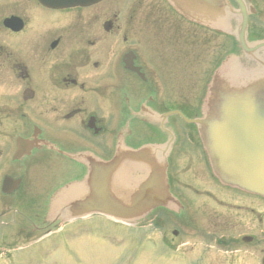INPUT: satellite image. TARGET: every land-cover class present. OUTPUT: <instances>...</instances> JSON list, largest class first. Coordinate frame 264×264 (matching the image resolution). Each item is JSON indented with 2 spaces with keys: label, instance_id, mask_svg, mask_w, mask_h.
Segmentation results:
<instances>
[{
  "label": "flooded vegetation",
  "instance_id": "flooded-vegetation-1",
  "mask_svg": "<svg viewBox=\"0 0 264 264\" xmlns=\"http://www.w3.org/2000/svg\"><path fill=\"white\" fill-rule=\"evenodd\" d=\"M241 1L248 12V37H256L261 27L253 25H264V0ZM228 2L238 8L235 0ZM3 5L8 13L0 19V132L26 134L32 151L53 152L83 148L85 134L103 135L105 156L118 144L136 148L143 140L172 141L167 177H187L191 184L178 183L187 196H198L196 202L195 196L182 199L183 209L215 212L224 190L227 246L228 234L247 215L257 224L251 234L261 237L260 242L254 239L252 249L264 243V200L218 185L208 172L195 129L178 115L163 123L159 118L167 112L198 115L191 101L199 93L187 87L191 80L184 70L185 60L194 59L199 47V25L174 13L164 0H104L63 11L45 9L34 0H5ZM10 17L20 20V29L3 28L2 21ZM22 182L5 196L0 211L3 216L15 201H22L16 198L22 194L27 198L22 209L30 216H23L21 223L26 232L33 226L35 235L40 228L37 190L21 189Z\"/></svg>",
  "mask_w": 264,
  "mask_h": 264
},
{
  "label": "water",
  "instance_id": "water-1",
  "mask_svg": "<svg viewBox=\"0 0 264 264\" xmlns=\"http://www.w3.org/2000/svg\"><path fill=\"white\" fill-rule=\"evenodd\" d=\"M39 1L50 7H68L98 0ZM213 1V12L216 9L219 14L220 4ZM199 2L203 9L204 0ZM209 9L205 7L206 12ZM245 28L243 17L239 33L242 46ZM227 71L228 81L224 75ZM194 123L218 180L229 187L264 197V72H239L233 62L227 60L214 74L203 118ZM143 152L127 151L101 165V169L109 173L108 177H94L96 174L86 177L80 186V195L70 203L71 212H75L73 216L99 213L116 220L136 221L155 207L175 204L168 193L162 164L156 166L146 162L150 177L138 181L110 177L121 168V160L140 162L138 157Z\"/></svg>",
  "mask_w": 264,
  "mask_h": 264
},
{
  "label": "rangeland",
  "instance_id": "rangeland-1",
  "mask_svg": "<svg viewBox=\"0 0 264 264\" xmlns=\"http://www.w3.org/2000/svg\"><path fill=\"white\" fill-rule=\"evenodd\" d=\"M217 42L220 43V39ZM57 176L52 179L61 178ZM218 198L224 200L225 196L219 194ZM217 210L224 211L223 208ZM197 214L201 216L198 211ZM153 219L160 220L161 227L156 228L151 222ZM200 222L210 238H224L226 229L223 215L216 217V220L204 219ZM256 226L255 222L246 219L240 227L234 228L232 236L237 237L239 233L250 235ZM59 230H53L49 237L40 240L39 246L35 245L22 253L20 258L21 261L24 259L23 264H259L258 250L264 251L263 243L257 250L243 248L225 253L223 249L200 240L198 236L182 235L181 225L173 224L162 213H157L135 229L93 215L89 220ZM172 230L178 231L175 237L171 235ZM256 237L260 242L261 237ZM13 248L17 249V246ZM8 253L13 258L15 254L19 255L11 247H4L0 264H7Z\"/></svg>",
  "mask_w": 264,
  "mask_h": 264
}]
</instances>
